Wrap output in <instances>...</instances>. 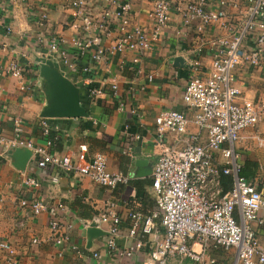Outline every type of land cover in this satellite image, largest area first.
<instances>
[{
	"label": "built area",
	"instance_id": "2783aa9c",
	"mask_svg": "<svg viewBox=\"0 0 264 264\" xmlns=\"http://www.w3.org/2000/svg\"><path fill=\"white\" fill-rule=\"evenodd\" d=\"M67 1L74 11L73 22L68 23L74 35L68 44L78 53L70 54L62 48L67 42L58 38L50 41L48 52L68 72H75L76 61L88 54L93 62L99 63L117 53L131 52L132 62L139 64L142 57L154 50L163 30L175 20L180 22L184 33L198 35L197 45L189 51L186 64L191 75L183 90V100L190 111L165 110L155 120L157 144L163 148L154 164L150 188L157 210L148 214L129 212V243L125 247L119 245L124 220L113 210L114 202L100 216L84 222L85 228L94 227L105 234L103 246L109 264L142 255L145 258L141 264H171L174 260L187 259L201 263L205 255L219 250H234V264H264V246L253 227L255 223L264 229V217L260 215L264 210V176L247 179L242 175L244 165L239 150L244 139L242 133L261 122L263 104L241 100L242 91L235 78L240 68L264 65V0H152L153 7L147 17L150 32L134 23L136 0H102L98 15L90 9L93 0ZM46 18L44 14L42 19ZM113 27L118 37L110 47L104 48L101 39ZM213 30H219L220 34L210 37ZM206 48L212 52L213 59L205 70L201 59ZM82 70L91 71L89 67ZM23 72L17 61L8 65L0 62V77L22 79ZM112 90L116 94L117 85ZM101 92L91 90L92 95ZM15 126L12 146L33 150L40 156V169L52 166L58 174L88 178L111 192L129 181L122 173L109 172L103 154L89 156L83 150L69 155L52 153L54 142L49 138L51 128L46 119H42V128L48 140L43 146H35L21 137L20 119L15 120ZM170 134H175L177 139L166 146ZM253 140L258 148L264 149L262 134L256 133ZM5 143L0 134V145ZM132 152L130 144L124 154ZM225 178L230 179L229 190L225 189ZM26 184L38 186L30 178ZM20 206L30 209L34 218L65 209L60 204L51 210L43 200H22ZM49 227L51 241L79 252V247L72 243L73 224H64L54 212ZM39 243L38 237L32 239L33 245ZM196 246L200 252L194 249ZM92 258L100 261V252L93 253ZM0 264H21L17 249L3 238H0Z\"/></svg>",
	"mask_w": 264,
	"mask_h": 264
},
{
	"label": "crops",
	"instance_id": "0c3cea01",
	"mask_svg": "<svg viewBox=\"0 0 264 264\" xmlns=\"http://www.w3.org/2000/svg\"><path fill=\"white\" fill-rule=\"evenodd\" d=\"M152 0H136L133 6L134 23L150 32L148 12ZM102 0H93L90 9L99 14ZM67 0H1L0 5V62L17 61L24 68L22 79L0 77V134L6 143L0 145V238L8 240L21 255V264H109L110 258L103 246V238L90 236L84 222L97 218L114 202V211L123 217V237L119 245H128L131 211L150 213L157 210L150 194L152 172L162 147L157 144L155 120L160 112L174 110L188 113L183 100L191 70L186 62L189 51L197 45L196 33H184L175 20L165 28L154 50L132 62L131 52L117 53L95 63L90 54L81 57L75 72H68L49 51L53 38L67 42L70 54L78 51L71 47L74 31V11ZM231 11V10H229ZM46 14L47 18L42 19ZM113 29L101 39L104 48L110 47L118 34ZM180 32V33H179ZM220 31H212L216 37ZM212 37V38H213ZM212 52L206 48L201 63L208 69ZM54 69L81 90V107L87 117L47 118L54 142L52 153L69 155L86 151L89 156L103 154L111 173H122L128 183L114 192L88 178L65 175L50 166L40 169V156L26 147H14L15 120H21V137L31 140L35 146H43L48 138L43 134L42 114L52 106L46 97L48 86L45 73ZM91 71L85 72L84 68ZM152 77V81L149 78ZM236 84L242 91L241 100L263 104L262 120L256 128L243 134L239 146L244 172L249 179L264 176V150L257 147L253 137L264 136V65L259 68H240L235 74ZM117 85L115 92L112 87ZM24 86V90L22 87ZM102 94L92 95L91 90ZM134 112V113H133ZM192 131H196L191 126ZM166 146L175 143L177 136L168 135ZM130 155L124 154L129 145ZM33 179L38 186L26 184ZM22 200H43L50 209L62 204L65 209L54 211L64 224H73L72 243L79 252L70 251L68 245L57 246L50 240L49 222L54 212H46L34 218L31 210L22 208ZM264 217V210L260 213ZM259 241L264 246V229L253 224ZM38 237L40 243L32 244ZM200 252V247L194 248ZM62 252V256H60ZM100 252L101 260L92 258ZM235 251H214L205 255L201 263L191 260H174L171 264H234ZM145 255L133 260H121L119 264H141Z\"/></svg>",
	"mask_w": 264,
	"mask_h": 264
},
{
	"label": "water",
	"instance_id": "95a60500",
	"mask_svg": "<svg viewBox=\"0 0 264 264\" xmlns=\"http://www.w3.org/2000/svg\"><path fill=\"white\" fill-rule=\"evenodd\" d=\"M53 67L52 63H49ZM47 79L46 97L53 101L43 114L42 118H80L87 117V111L81 107V90L69 80L61 76L53 67L45 73ZM88 234L92 237H103L105 234L92 227L88 229Z\"/></svg>",
	"mask_w": 264,
	"mask_h": 264
},
{
	"label": "trees",
	"instance_id": "16d2710c",
	"mask_svg": "<svg viewBox=\"0 0 264 264\" xmlns=\"http://www.w3.org/2000/svg\"><path fill=\"white\" fill-rule=\"evenodd\" d=\"M242 175H243L244 177L247 178V176H246V172H244V168H243V171H242ZM247 179H249V178H247ZM224 182H225V189H226V190H229L230 187H231L230 179H229V178H225V179H224Z\"/></svg>",
	"mask_w": 264,
	"mask_h": 264
},
{
	"label": "rangeland",
	"instance_id": "374dc122",
	"mask_svg": "<svg viewBox=\"0 0 264 264\" xmlns=\"http://www.w3.org/2000/svg\"><path fill=\"white\" fill-rule=\"evenodd\" d=\"M261 149V148H260ZM262 150H264V149H262Z\"/></svg>",
	"mask_w": 264,
	"mask_h": 264
}]
</instances>
